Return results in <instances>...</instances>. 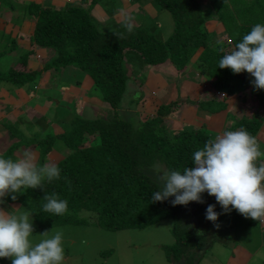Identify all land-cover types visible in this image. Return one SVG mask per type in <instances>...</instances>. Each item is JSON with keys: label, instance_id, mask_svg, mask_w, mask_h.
Here are the masks:
<instances>
[{"label": "trees", "instance_id": "obj_1", "mask_svg": "<svg viewBox=\"0 0 264 264\" xmlns=\"http://www.w3.org/2000/svg\"><path fill=\"white\" fill-rule=\"evenodd\" d=\"M154 2L169 12L174 22L173 33L164 40L138 27L131 34L125 33L123 38L119 36L125 32L121 25L98 30L89 13L81 6L56 10L35 4L29 9L35 18L28 36L29 43L52 53L43 71H52L51 67L75 65L92 81L95 93L89 96L108 105L113 113L111 116L76 121L75 124L79 125L74 129V135L69 136L72 132L67 130L64 144L71 151L56 163L61 169V178L45 182L44 191L36 188L16 194V200L38 219L42 228L61 220L71 223L84 221V218L77 217L79 211L89 212V218L99 226L114 231L142 229L173 217L172 231L176 241L173 246L165 247L168 258L173 264H185L181 260L190 258L189 254L195 252L197 261L201 262L205 252L201 250L204 244H200L203 238L199 234L200 229L180 228V209L171 203L172 198L157 202L151 200V194L160 187L151 174L156 172L157 166L163 171L183 170L191 166L192 153L202 148L210 138L185 129L174 131L163 125V117L175 109L176 104L173 103L160 106L144 121L139 117H122V96L130 80L127 72L132 70L130 66L139 68L170 62L180 70L185 69L191 59L195 65L200 61L201 68L204 62H208L209 69L216 71L217 80L213 87L227 93L248 90L249 98L259 103L264 100V90L254 91L250 83L253 78L246 72L234 74L229 68H219L218 62L222 55L234 49L254 24L264 23V0ZM210 8L215 13L213 18L207 13ZM247 16L254 20L250 23L242 21ZM232 19L236 25L231 27L229 22ZM208 21L215 23L212 31L204 26ZM224 32L229 40L221 39L215 46L208 44L212 34L222 36ZM134 56L140 58V65L131 63ZM26 63H23L25 67ZM24 70L10 69L8 76L5 74L0 79L21 84L34 80L39 72ZM135 97L133 95L130 101ZM248 129L253 135L255 128L250 126ZM50 144L46 141L42 144L44 150L38 164H43V156L50 150ZM45 193H56L59 198L67 200L68 211L62 216L44 213ZM252 220L245 217L243 225L252 223Z\"/></svg>", "mask_w": 264, "mask_h": 264}, {"label": "crops", "instance_id": "obj_2", "mask_svg": "<svg viewBox=\"0 0 264 264\" xmlns=\"http://www.w3.org/2000/svg\"><path fill=\"white\" fill-rule=\"evenodd\" d=\"M145 1V4L142 5L139 0H96L95 2L93 0H0V7L1 5L9 6V11H11L9 15L12 16V21L9 22L4 20L5 17H2V13H0V57L8 54L12 48L19 47L18 57L22 63L27 62V66L19 65V68H15L17 66L13 65L12 68L18 71L24 69V71H39L34 80L25 83L19 84L7 79L0 81L2 84L0 85V155L6 158H15L24 151L30 150L36 155L38 162L44 150L42 144L46 141L53 146L51 145L50 150L43 156V164L57 163L65 158L71 150L63 145L62 153L58 152L61 148L58 149L53 141L59 136L58 128L60 127L54 124L55 120H58L61 115L69 113L71 109L75 115H81L76 112V108L83 103L87 119L112 115L108 113L111 110L108 105L99 103L89 96L94 94L95 90L92 89V81L88 75L84 76L81 87H78L73 80L66 82L62 79L59 84L54 80L50 84L46 83V77L58 78L56 75H59V72L57 70L56 72L43 71V66L51 58L52 53L29 43L28 36L35 20L34 16L29 13V9L35 4L41 5L43 8L52 7L56 10L81 6L89 13L98 30L120 26L122 14L131 16L139 28L138 25L142 22L143 14L147 15L149 10L158 12L162 9L154 0ZM17 27H21V29L18 30ZM153 28L157 29L156 24ZM153 34L155 33L153 32ZM155 35L157 36V34ZM7 37L9 38L6 40ZM5 41L8 43L6 49L3 48ZM29 53L31 54L27 55ZM40 58L42 59L39 60ZM139 60V57L134 56L131 63L140 65ZM190 62H194V60L191 59ZM130 67L136 71L135 75L143 84V94H141V102L138 104L139 112L151 116L153 115L151 113L156 112L160 106L178 102L179 104H176L172 113L163 117V125H167L170 129L174 131L202 130L216 136L225 130L241 129L242 126L246 127L244 129H248L253 126L255 128L253 136L257 138L261 148L264 149V100L256 103L254 99L249 98L248 90H234L227 93L224 90L219 91L213 86L206 88L203 86V92L199 94L200 83L192 81L198 75L193 74L194 78L189 83L187 77L184 76L185 69L179 70L170 62L145 65L139 68ZM3 81H7L10 86L6 87L7 83L3 84ZM69 86H72V89L69 90L70 94L61 92L62 87L69 89ZM44 87L57 88L59 94L66 97L64 99L70 104L60 108L61 103L58 100L52 101L51 96H49L50 99L45 100V96L39 92L40 88ZM191 96H195V98L188 105L187 101ZM44 100L45 102L42 103ZM74 100L75 105L71 103ZM97 104L101 105V108H97ZM47 110L52 112L51 116H45ZM238 116L242 117L241 121L238 120ZM261 159L264 160V157ZM9 198L10 196L5 197V204L0 205V207L6 208L5 211L17 212L22 208L17 200ZM260 224L264 226V222ZM263 230L261 229V231ZM262 239L254 248L251 245L236 246L235 249L240 250L237 253L232 252L229 260L234 262L233 264H237L239 260H243V264H250V261L256 256L255 249L264 247ZM262 249L264 250V248ZM258 264H264V258L258 259Z\"/></svg>", "mask_w": 264, "mask_h": 264}, {"label": "clouds", "instance_id": "obj_3", "mask_svg": "<svg viewBox=\"0 0 264 264\" xmlns=\"http://www.w3.org/2000/svg\"><path fill=\"white\" fill-rule=\"evenodd\" d=\"M120 23L125 30L119 34L120 38L125 33H133L137 27L127 14H122ZM218 67L229 68L234 74L246 72L253 78L250 83L254 91L264 90V23L254 24L232 51L221 56ZM244 128L225 130L216 136L210 134L212 137L202 130H193L210 140L192 153L191 166L183 170L163 171L157 166L155 171L161 186L151 194V200L174 197L173 205L204 203L203 194L207 193L215 197L222 212L235 209L261 223L264 220V160L261 159L264 149ZM60 174L56 163L38 164L30 150L15 158L0 155V205L5 204V197L16 200V194L28 189L44 191L45 182L59 180ZM44 200V213L62 216L68 211L67 200L56 193H45ZM215 208L216 204L207 206V220L217 221L220 213ZM5 209L0 207V258H10L11 264H64L62 232L33 243L35 230L31 213L17 214Z\"/></svg>", "mask_w": 264, "mask_h": 264}, {"label": "rangeland", "instance_id": "obj_4", "mask_svg": "<svg viewBox=\"0 0 264 264\" xmlns=\"http://www.w3.org/2000/svg\"><path fill=\"white\" fill-rule=\"evenodd\" d=\"M139 1L142 2V5L146 2L145 0ZM9 9V6L1 5L0 13H2V17H5L4 20L11 22L12 16L9 15L11 14V11H9ZM153 11L149 10V12H147V15L143 14L141 16L143 18L142 22H140V25L138 26L139 28H143L151 33L154 32L155 34H157V37L159 39H167L174 31V22L170 13L162 9L158 12L156 10ZM207 13L210 15V17L212 16V18L215 16V13L211 8L207 10ZM254 13L257 12L254 10ZM258 13H260L259 10ZM253 20L254 19L252 17L247 16L244 17L242 21L250 23ZM154 24H156L157 28L155 30L153 28ZM214 25L215 23L213 21H208L204 26L207 30H210L214 27ZM229 25L232 27L236 25V22L232 19L229 22ZM17 29L19 30L21 29V27H17ZM8 38L9 37H7L6 40ZM221 39L229 40L226 32H224L222 36L216 35V37L212 34L208 44H217V42H219V40ZM7 47L8 43L7 41H5L3 48L6 49ZM18 54L19 47L16 49L12 48L8 54L0 57L1 77L5 74H7L6 76H8L9 70L13 69V65L17 66L15 68H19V65H24L20 61ZM41 59L42 58H40L39 60ZM201 67L202 66L200 61L199 63H197V65H195L194 62H190L185 66L184 73V76L187 77L189 83L194 78L193 74L198 75L192 81L197 84L200 83V91L198 92L199 94L203 92V86L205 88L207 86H213L214 81L217 80L216 71L209 69L208 62H204V67ZM51 70L52 72H56L57 70L59 72V75H56L58 76V78L54 79L50 76L46 77V83L49 84L52 82V80H54L55 83L59 84L60 80L63 79L66 82L73 80L74 83L78 85V87H81L84 76L88 75L87 73L78 69L75 65L56 67L55 69L51 67ZM135 72L136 71L134 70H128L127 72L130 76V80H128L127 88L122 96L123 103L120 106V110L122 111L120 114L122 117L128 115L129 117H132L134 119H137V117H139L141 121H144L150 117V114H143L142 112H139L140 109H138V104L140 103L136 104L137 102H139V100H141V94H143V84L141 83V81H139L138 76L135 75ZM0 81L2 80L0 79ZM3 84H6V87L10 86L7 81H3ZM56 89L57 88L49 89L44 87L40 88L39 92L41 93V95L45 96V100L50 99L49 96H51L52 101L58 100L61 103L60 108H64L65 105H69L70 102H67L66 99H64L66 97L60 95ZM70 89H72V86H69V89L68 87H62L61 92L70 94ZM207 92H209V90H207ZM133 95H135L136 97L134 100L130 101L131 99H133ZM94 98L97 100L96 97ZM194 98L195 96L190 97L189 101H187L188 105L191 104ZM45 100L41 102L44 103ZM195 102H197V100H195ZM71 103L73 105L76 104L75 100ZM172 103L179 104L178 102ZM52 105L55 104L53 103ZM48 107L50 108V106ZM96 107L101 108V105L98 106L97 104ZM203 107L205 106L203 105ZM71 111L72 109L69 111V113L61 115L58 120L54 121V124L60 127L58 128L59 136L56 137L53 141L58 149L61 148L58 151L59 153H62V151L64 150L63 145L66 142L67 130L72 132L69 135L72 136L74 129L79 125L75 124V122L79 120H87L88 118L85 115L87 112L84 103L83 105H78L76 108V112L81 113V115L77 116ZM108 113H110L109 115L113 113L112 108ZM51 115L52 112L47 110L45 116ZM79 117L80 119H78ZM238 120L241 121L242 117L238 116ZM209 136L212 137V135L210 134ZM50 145L53 146V144ZM151 177L158 181L159 185L161 186L156 172H153L151 174ZM170 198L174 199V197ZM203 199L204 203L189 202L187 205H178L180 209V228L183 230L186 227H190L191 230L194 231L200 229L199 234H201V237H203L200 244H204L201 250L202 253L205 252V256H203V259L200 263L197 261L195 252H192L194 253V255L190 253V258H183L181 262L184 261L185 264H210V262L211 264H233L234 262L229 260V256L232 252L237 253L240 250L235 249L236 246L251 245L254 248L257 247L262 238L264 243V230L261 231V229H264V226L260 224L258 220H252V223L243 225L245 217H243L235 209L227 213L222 212L221 207L215 200V197L209 196L207 193L203 194ZM209 204H216L215 211L220 213L216 222L209 221L205 218L206 208ZM20 206L22 207V205ZM25 210L27 209L22 207L15 213H30L29 210ZM89 216V212L79 211L77 213V217L84 218V221L80 220L79 222L71 223L61 220L57 224L42 228L39 226L38 219L36 220V218L31 215L33 227L35 230V233L32 237L33 243L39 242V240L41 239L50 237L58 231L62 232L65 248L64 264H173V262L168 258L165 249V247L173 246L176 241V237L172 231L173 225L175 223L173 217L164 218L142 229L130 228L114 231L99 226L92 218H89ZM263 222L264 221L262 220L261 223ZM45 231L47 232L43 233ZM262 248L258 247L255 249L256 256H254L253 260L250 261V264H258V259L262 260V258H264V250ZM0 264H11V260L10 258H0ZM177 264H180V262ZM237 264H243V260H239Z\"/></svg>", "mask_w": 264, "mask_h": 264}]
</instances>
